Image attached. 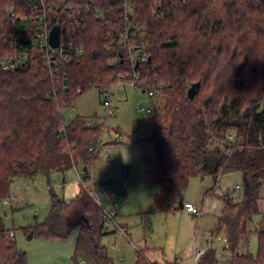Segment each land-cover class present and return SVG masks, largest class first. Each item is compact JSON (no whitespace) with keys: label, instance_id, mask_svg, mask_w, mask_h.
I'll return each mask as SVG.
<instances>
[{"label":"trees","instance_id":"trees-1","mask_svg":"<svg viewBox=\"0 0 264 264\" xmlns=\"http://www.w3.org/2000/svg\"><path fill=\"white\" fill-rule=\"evenodd\" d=\"M123 1L48 0L51 26L59 24L62 42L73 43L70 60L53 67L35 53L17 69H0V199L9 195L16 177L49 174L64 157L81 161L83 187L76 198L66 201L51 191L49 214L29 231L68 239L78 228L96 264H113L100 242V208L85 185L103 126L88 125L79 114L68 121L64 112L88 89L111 88L121 78L129 82L137 71L140 88H159L164 99L163 130L154 138L157 211L181 207L195 176H212L214 193L221 175L239 171L241 195L238 200L223 195L219 218L232 251L227 263L264 264V228L255 231V255L237 252L242 237L253 233L264 189V0H131L136 6L131 25L142 28L150 55L135 67L119 39ZM5 7L0 0L1 18ZM198 81L199 90L190 97L188 90ZM159 117L155 108L153 118ZM4 228L0 214V264H26V253L5 237ZM143 261L140 252L138 263ZM197 264L220 263L208 248Z\"/></svg>","mask_w":264,"mask_h":264},{"label":"rangeland","instance_id":"rangeland-1","mask_svg":"<svg viewBox=\"0 0 264 264\" xmlns=\"http://www.w3.org/2000/svg\"><path fill=\"white\" fill-rule=\"evenodd\" d=\"M132 78V77H131ZM130 81L129 78L126 81ZM124 81V80H123ZM111 105L106 106L103 89L92 87L70 106L66 118L81 115L92 119V125L103 126L99 152L85 184L107 209H115L118 231L102 236V243L114 264H137L141 248L155 250V258L163 264H197L199 249L212 248L220 264H228L232 251L224 227L219 222L223 195L229 193L238 200L241 195L242 174L226 172L215 185L212 176L191 178L184 192V200L199 206V215L191 214L180 206L167 212L157 211L153 195L160 186L154 181L157 171L156 145L158 129L164 125L161 96L150 97L148 92L129 82L117 83L110 89ZM155 108L160 117L154 119ZM112 109L113 114H109ZM152 109V111H149ZM106 142V143H105ZM166 148L163 149V153ZM168 172L167 165H164ZM81 161L64 157L61 166L49 174L40 172L33 178L16 177L9 187V195L0 199V211L7 228L16 231V246L26 253V264H75L80 260L94 264L92 247L75 228L68 239L29 237V228L43 222L51 207V191L66 201H73L81 187ZM20 195L21 201L13 206L3 203L5 198ZM37 215V217H35ZM116 226L112 225L110 230ZM264 228V189L260 212L254 216L253 233L242 237L237 252L256 254L258 236L255 231ZM128 232V236L123 234ZM214 234L210 241L209 235ZM153 256L146 251V264Z\"/></svg>","mask_w":264,"mask_h":264},{"label":"built area","instance_id":"built-area-1","mask_svg":"<svg viewBox=\"0 0 264 264\" xmlns=\"http://www.w3.org/2000/svg\"><path fill=\"white\" fill-rule=\"evenodd\" d=\"M7 7L4 9V15L0 17V69L14 70L28 61L35 53L39 54L48 66L58 67L70 60L74 46L71 42H62L57 47L51 44V26L49 22V11L52 5L48 0H5ZM94 3V2H92ZM125 24L121 27L119 34L120 42L126 48V58L135 67L141 62L149 59V48L147 43L142 40L143 31L139 26L131 25L132 16L136 10L135 4L131 0H124L121 4ZM5 17V19H3ZM133 40H139L133 42ZM82 47L78 51H82ZM114 61H111L113 64ZM121 78L119 83H123ZM129 83L140 88V77L137 71H134ZM111 88L103 89L105 93L104 104L110 106ZM150 97L162 96L161 90L153 88L148 91ZM149 111H152L150 109ZM109 114H113L112 109ZM87 124L92 125V119H87ZM90 149H93L92 146ZM80 180H81V175ZM238 187H240L238 185ZM95 197V196H94ZM96 203L100 208V218L104 229H109L112 225L119 226L117 223V212L115 209H107L102 201L95 197ZM20 202V196L5 198L3 203L7 206H13ZM193 215H199V208L190 201L183 204ZM1 214V211H0ZM2 215V214H1ZM3 234L12 241H16V231L14 228H7L5 224ZM124 233V232H123ZM0 231V235H1ZM213 238L210 235L209 239ZM204 249L196 252V261L203 255Z\"/></svg>","mask_w":264,"mask_h":264},{"label":"crops","instance_id":"crops-1","mask_svg":"<svg viewBox=\"0 0 264 264\" xmlns=\"http://www.w3.org/2000/svg\"><path fill=\"white\" fill-rule=\"evenodd\" d=\"M106 143V142H105ZM155 145H156V143H155ZM156 162V161H155ZM157 164V163H156ZM154 175H155V173H154ZM205 178V177H204ZM154 181H155V179H154ZM81 185H82V183H81ZM86 185V184H85ZM88 187V186H87ZM82 188V187H81ZM81 188L79 189V191L81 190ZM159 191H160V188H159V190L155 193V194H157V193H159ZM79 193V192H78ZM154 194V195H155ZM154 195H153V199H154ZM20 196V195H19ZM20 201H21V197H20ZM187 201H190V202H193L194 204H196L197 206H199L197 203H195L194 201H192V200H184V203L185 202H187ZM155 202V201H154ZM181 208H184V206L183 207H181ZM223 208H224V205H222L221 206V208H220V211H218L219 212V215H221L222 214V211H223ZM119 224V223H118ZM121 224V223H120ZM120 224H119V226H120ZM121 226H123L126 230H127V227L126 226H124V224L122 225L121 224ZM111 228V227H110ZM110 228L109 229H104L103 228V235H105V234H107V233H115V232H117L118 231V229H117V226L115 227V228H113V229H111L110 230ZM124 235H126V236H128L129 234H128V232H126V233H123ZM102 235V236H103ZM210 235H213V238H214V234H210ZM209 235V236H210ZM102 236H101V238H100V242H101V244H103L102 243ZM213 238L211 239V240H213ZM103 245H105L106 247H107V249H108V246L106 245V244H103ZM146 251L147 252H150V254H151V256H153V258H152V262H156V263H160V264H162L161 262L162 261H164V260H162L161 262L160 261H158V260H156V258H155V250L154 249H152V248H150V247H148V246H146V247H144V248H141L139 251H137V256H138V261H139V253L141 252L142 254H143V256H144V261L143 262H141V263H138L137 262V264H146V260H145V258H146ZM198 251V250H197ZM108 254H109V252H108ZM109 256H110V254H109ZM111 257V256H110ZM112 258V257H111ZM95 259V258H94ZM75 264H87V261H85V260H83V258L80 260V263H75ZM94 264H96V260H94ZM114 264V263H113ZM164 264V263H163Z\"/></svg>","mask_w":264,"mask_h":264},{"label":"water","instance_id":"water-1","mask_svg":"<svg viewBox=\"0 0 264 264\" xmlns=\"http://www.w3.org/2000/svg\"><path fill=\"white\" fill-rule=\"evenodd\" d=\"M51 44L53 47H57L60 44V38H61V26L59 24H55L51 29ZM65 85H67V79L64 81ZM200 87V82H196L191 85V87L188 90V95L190 97H194L196 93L198 92ZM72 117L68 118V121H71ZM181 207H183V203L181 200ZM37 217V215H35ZM29 237H33V232L30 233Z\"/></svg>","mask_w":264,"mask_h":264}]
</instances>
